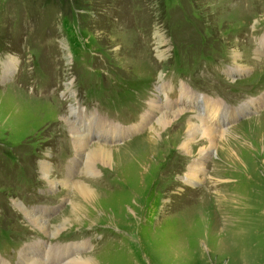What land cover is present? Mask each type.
<instances>
[{
  "label": "rangeland",
  "instance_id": "rangeland-1",
  "mask_svg": "<svg viewBox=\"0 0 264 264\" xmlns=\"http://www.w3.org/2000/svg\"><path fill=\"white\" fill-rule=\"evenodd\" d=\"M258 26L264 0H0V258L8 263L0 260L27 264L19 255L33 253L34 264H50V248L85 243L80 256L94 254L99 264H264V36L250 35ZM171 75L186 85L178 91L174 81L173 100ZM183 89L194 101L197 92L233 107L206 99L232 122L203 160V181L191 185V162L211 146L198 136L181 150L192 113L174 118L154 151L142 140L155 125L142 123L151 104L181 105ZM73 107L113 126L136 125L107 143L123 149L114 171L95 163L92 176L73 162L62 119ZM241 109L248 112L235 120ZM68 151L74 159L60 168ZM72 163L70 181L97 189V203L65 183ZM42 164L62 184L44 180ZM212 175L228 181L216 189ZM221 189L232 193L215 197ZM70 202L82 212L72 215L79 208ZM21 207L52 225L71 223L50 239ZM222 209L227 227L218 222Z\"/></svg>",
  "mask_w": 264,
  "mask_h": 264
},
{
  "label": "bare ground",
  "instance_id": "bare-ground-1",
  "mask_svg": "<svg viewBox=\"0 0 264 264\" xmlns=\"http://www.w3.org/2000/svg\"><path fill=\"white\" fill-rule=\"evenodd\" d=\"M264 41L261 43V48H264ZM237 55V54H236ZM236 58V57H235ZM9 70L11 69L10 64L8 65ZM242 67V66H240ZM243 69V68H242ZM241 69V70H242ZM245 70V69H244ZM240 71V70H239ZM180 101L181 105H172L168 102H165L162 105H155L151 104L150 106V112L147 116H144L142 118V123L147 124L151 120L155 122V125H152L149 127V133L145 134L146 136L144 137L143 142L147 141L146 146L149 148V151H154L155 146L159 144V139L161 134H166L165 132V127L167 125H170L174 118L176 117H181L185 115V112H190L193 114V118L189 120L186 124V133H185V138H183L181 142V150L188 153L189 150L191 149V145L194 143L195 140H197L198 136H205L207 138V141L211 146H208V148H201L198 157L193 159L191 162V165L188 168V172L185 175V183L186 185H191V184H196L200 183L203 181V176L206 168L203 165V160L205 157L208 156V153L213 149L212 145H214L216 137H221L220 139H225L227 134L229 133L227 129H223L225 125H229L232 121H229L230 118L228 116L225 117H219V110H224V108L221 106L219 103H210V101L206 99H196L192 94H189L187 91L184 89L180 93ZM201 103L202 106L197 107L198 104L196 103ZM159 103V102H158ZM210 104H213L210 105ZM149 105V104H148ZM182 106V107H181ZM249 107V106H248ZM243 107L242 109H249L251 110V107L248 108ZM200 109V112L198 111V114H195L194 112H197V109ZM187 109V110H186ZM190 109H194L195 111H192ZM242 109L239 111V115L248 112V111H242ZM149 111V110H148ZM219 112V113H218ZM69 115H63L62 119L64 122L68 125L69 127V132L72 135V143L73 144V152L76 155V160L73 161L76 165L78 163H82V168L84 170H87V173L94 176L95 174V163H99L102 165L107 166L108 168H111V170L114 171L116 166L118 167L119 164L123 163L122 162V155L119 158V151L122 152L123 149H112V147L107 146V143H112L115 140L122 139L123 137L127 136L129 133L133 132L135 130L134 127H130L128 129H121L118 128L117 126H113L110 123L106 122L105 120L99 119L98 116H94V114H86L85 111L83 110H77L75 107L73 109L69 110ZM231 118L234 115V113H229ZM236 114V113H235ZM74 119L72 120V118ZM192 117V116H191ZM178 119V118H177ZM149 126V125H148ZM219 126V127H216ZM83 127V129H81ZM165 128V129H164ZM93 130V131H92ZM95 130V132H94ZM98 130V131H97ZM92 138H95L96 142H91L90 140ZM147 138V139H146ZM142 140L140 142H142ZM170 140V138H169ZM165 142V141H164ZM163 142V143H164ZM227 142V141H226ZM131 144L130 143L127 147H129ZM227 145V144H226ZM219 151V150H218ZM220 150L219 152H221ZM222 153L226 156V152ZM219 154L217 152V158ZM194 158V157H193ZM228 159V158H227ZM229 160V159H228ZM78 161V163H77ZM121 162V163H120ZM227 162V163H226ZM73 164V168L70 169V173L66 178V182H69L70 179L73 177L71 176V171L75 168L76 165ZM127 163V161H125ZM228 164H232L231 161L228 162L225 160L224 166H227ZM223 165V164H222ZM221 165V166H222ZM218 165H215V172L218 169ZM70 168V167H69ZM42 171V178L46 180L52 187L57 186L59 184H62L61 182L51 180L50 177L48 176L49 174V167L47 164H42L41 167ZM74 172V171H73ZM50 175V174H49ZM216 181H212V183H215V188L217 186H220L217 184V181L219 184H222L223 181L227 182V179H224L222 177H214ZM223 180V181H222ZM73 181H70V183ZM64 183V184H65ZM74 184V195L79 196L83 200L87 202H94L97 203L98 200L96 198L98 197V194L100 193L97 189L94 190L93 187L88 186L86 184H81L80 182H73ZM68 185V184H67ZM223 185V184H222ZM71 187V185H70ZM66 188V187H65ZM73 188V187H72ZM217 189V188H216ZM98 191V192H97ZM216 191V190H215ZM232 191V190H231ZM228 189H221L220 191H216L215 197H223L226 193H232ZM228 202V201H227ZM91 203V204H92ZM222 203V201H220ZM222 205V204H221ZM232 202V206H233ZM70 206L72 209L78 207L76 203L70 202ZM79 209L77 211L71 212L72 215H75L77 213L82 212V208L78 207ZM21 210H25L21 207ZM26 216L29 218L31 223L39 227L50 239L56 237L60 231L68 227V224L71 223L68 219H61V221L57 224L55 223L54 225L49 224L44 217V215H36L33 214V212L30 211H24ZM47 213V212H46ZM226 211L220 212V219L218 222L222 225V227H227L230 219L226 215ZM230 215V213H229ZM85 217V216H84ZM52 225V226H51ZM222 231V229H221ZM220 231V233H221ZM219 234V232L217 233ZM240 233L239 236H241ZM41 245H35L29 247V249H33L34 251L39 250L41 248ZM87 248V244L82 243L80 245H71L67 246L65 248H62V250H59L57 248L49 249V254H50V264H99L98 263V256L93 255H85V256H80L81 252ZM45 250H47L45 248ZM69 252H73L74 255L73 257L70 258V255H68ZM40 253V252H39ZM48 253V252H47ZM93 253V252H92ZM110 253V251H109ZM38 254V253H37ZM40 256V255H39ZM33 253L27 254L21 257V260H25V262L28 264H34L33 262ZM98 257V258H97ZM38 258V257H37ZM102 259V257H100ZM39 259V258H38ZM38 263V262H37ZM0 264H6L4 261L0 260ZM41 264V263H40Z\"/></svg>",
  "mask_w": 264,
  "mask_h": 264
}]
</instances>
